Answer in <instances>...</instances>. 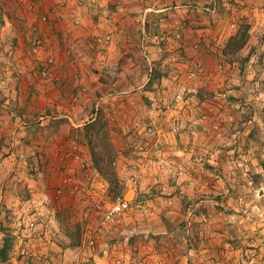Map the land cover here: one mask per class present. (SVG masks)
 Segmentation results:
<instances>
[{
    "label": "rangeland",
    "instance_id": "374dc122",
    "mask_svg": "<svg viewBox=\"0 0 264 264\" xmlns=\"http://www.w3.org/2000/svg\"><path fill=\"white\" fill-rule=\"evenodd\" d=\"M29 1L32 0H22L23 6L17 2L16 5L21 8L19 11L25 13L24 7L27 9L25 4ZM57 1L59 0H35L37 7L40 2L45 5L53 3L54 6L50 8L54 15L69 7L68 0L58 2L66 3L63 5L64 9ZM116 6L120 7V4L116 2ZM175 11L179 13L172 16V19L181 27L177 26L173 30V41L162 46H167L166 53L175 55L174 64H178L173 68L175 72H179L180 67L182 70L189 69V78H185L182 84L185 85L186 80H194L202 74L204 65L198 57L206 47L208 48L207 45L210 44L214 48L216 43L223 40L224 50L232 54L235 50L237 55L232 56L237 57L236 72L227 82L225 80L224 86L218 82L220 79L208 84L210 90L206 92L208 97L213 98L214 104L222 105L225 98H219L221 91L234 90L235 93L226 96L227 101L231 102L230 107L235 109L234 115L228 116L225 122L220 119L222 126L219 129L215 128V121H205L206 116L219 119L217 113L214 115L215 112L204 114L202 122L211 123L214 135L220 134V139L229 137L223 145L211 148L220 150L218 154L221 155L222 164L207 163L205 155H208V152H203L204 156L200 160L202 169H218L214 171L215 176L211 179L218 181V177L222 178L226 183L225 187L229 185L227 192H224L223 185L221 190L217 189L214 193L199 189L190 198L181 189L176 191L168 188L173 186L172 182L178 177L187 180L186 176L190 173L182 167L180 156L176 155L178 152L170 148L172 143L176 146L174 141L178 139L180 124L176 121L172 129H169L172 133L168 134L164 130L165 127L158 122L160 110L163 108L159 105L161 95H153L152 87L160 79L158 73L161 64L157 61L154 72L148 71L151 67L148 68L145 64V73H153V76H150L148 83L146 77L128 83V94L121 93L119 86L118 91H114L115 88L108 89L105 85L109 83L108 80L101 79L105 90L94 95L97 100L95 99L91 112L86 117V123L99 119L97 125L102 133L98 137L87 138L82 146L76 136L71 134L68 136L67 145L59 154H29L25 159L16 158L19 160L20 171L26 173V178L31 176L30 179L36 180L37 183L34 191L27 185L23 186L22 195L14 206L16 209H5V201L3 202L2 198L4 195L1 197L0 248L7 235L12 237L13 242L8 261H0V264H97V256L106 258L104 264H114L117 258L123 259L126 264H264V194L260 192L264 190V0H190L186 8ZM41 15L38 14L39 17ZM46 15L48 20L49 17L53 18L50 12ZM135 15L137 16L136 13L133 16L136 17ZM22 16L28 19L27 22L20 20V23L23 22L21 27L24 28L21 29L20 41L26 45L29 24L34 20L37 22V19L34 13L32 17ZM5 17L4 12L0 14L1 43H9L12 27L19 25L18 20L12 23L9 19L7 23L8 17L6 20ZM71 25L76 28L72 23ZM248 26L249 40L244 47L239 48L237 42L232 43L230 39ZM203 27L211 30L206 38ZM40 29L47 34L50 41L51 32L42 26ZM113 34L98 31L94 37L96 44L99 36H110L112 42ZM28 35L30 36V33ZM111 42L103 46L97 44L100 49L96 53L103 54ZM25 49H18L9 44L0 51V85L6 82L7 73L13 79H21L31 85L35 84L36 79H40H26L27 74L37 72V63L28 54L23 56ZM66 50H73L74 54L76 47L68 43ZM182 58L187 59L183 64L189 65V68L180 66L178 60ZM250 60L253 61L251 68L248 67ZM200 63L202 68L198 66ZM112 68L103 71L117 72L116 82L122 71L121 60L114 62ZM198 72L201 74L198 75ZM217 72L221 73L222 67H219ZM129 80L130 78H127V81ZM178 80L175 79L176 82ZM195 94L205 95L201 90H197ZM176 96L185 98L183 92ZM88 98L91 99V96L84 97V102ZM165 99L168 98H162L161 104ZM173 100L174 104L177 103V98ZM81 103L78 101V104ZM232 103L237 106H232ZM21 111L19 116L22 117L25 110ZM37 113L40 115L41 111ZM150 126L156 131L153 138L161 150L151 158V165L144 169V176L139 179L140 192L137 201L121 224L101 226L98 219L89 220L96 231L97 244L96 248H93L84 237V231L89 224L84 218L87 207L94 203L92 195L94 192L97 195L102 194V184H108L109 189L120 192L127 188L126 185L130 183L132 176L142 174L141 169H133L135 163H140L141 160L133 149V141L139 136H145ZM25 130H28V127L24 132ZM93 132L94 130L92 134ZM170 135L176 139H173L172 143L166 139ZM22 140L24 142V138H21ZM22 145L27 146L26 143L18 146ZM179 147L184 148L180 144ZM72 152L74 153L71 155ZM14 166L11 164V171ZM154 172L159 175L153 174ZM197 172L201 173V168ZM151 175H158L159 180L145 186V181L149 180ZM68 178L72 179L71 183L66 182ZM26 181L27 179L24 182ZM176 183L174 181L175 185ZM60 189L61 195L58 193ZM27 192L30 194L29 199H25ZM174 196L178 199H172ZM34 204L40 214L48 217V224L52 227L51 232L46 234L43 247L40 246L39 239L24 236L22 232L25 223L32 217ZM168 217H171L172 221H167ZM117 232H123L119 239L113 237ZM240 236L243 240H238ZM118 243L124 246L120 250H114L115 253L110 251L106 254L101 250L105 244L113 249ZM191 250L194 252L191 253ZM41 255L44 257L43 261L36 258Z\"/></svg>",
    "mask_w": 264,
    "mask_h": 264
},
{
    "label": "crops",
    "instance_id": "0c3cea01",
    "mask_svg": "<svg viewBox=\"0 0 264 264\" xmlns=\"http://www.w3.org/2000/svg\"><path fill=\"white\" fill-rule=\"evenodd\" d=\"M59 1H57V4L64 9L61 4L66 3H58ZM17 2L21 4L22 0L0 1V14L4 12L5 20L8 17L7 23L9 19L12 23H16V20L19 21V25L12 27L9 33V43H1L0 40V51L11 44L18 49L26 48L27 53H23V56L25 57L27 54L30 56L28 53V33H26V45L20 41L21 29H24L21 25L28 20L22 15H31L32 17V13H34L37 22L34 20L29 26L36 22L43 29L51 32L52 39L48 41V50L44 55L53 56L55 64L51 68L53 77L50 79H36L35 84L31 85L27 81L13 79L7 73L6 82L0 85V200L4 195L2 198H4V206L7 209H16L14 206L17 205L24 185L34 191L37 183L36 180L30 179L31 176L26 178V173L20 171L19 160L16 158L25 159L28 158L26 156H29V154L31 156H34V154L38 156L42 154L50 155V153L59 154L63 151V147L67 145L68 136L71 134L76 136L77 141H80L82 146H84L86 140L98 137L102 133L98 125L95 128L99 130L95 129L93 134L91 133L88 136V139L83 132L84 126L89 124L86 123V117L89 116L90 110L97 100L94 95L105 90V85L110 90L115 88L114 91H118L117 89L121 87L120 92L128 94L127 88L129 86L127 85L131 81L136 82L146 77L148 83L151 76L150 72L154 69L157 61L162 67L159 68L160 79L154 83L152 93L156 96L161 95L162 98H168L161 104L162 98L159 97L160 103H158L163 108L160 110L161 115H159L158 122L165 127L164 130L168 134L172 133L169 132V129H172V125L176 121L180 124L178 139L172 138L171 135L166 139L168 138L170 143L173 142V139L178 141V143L174 141L176 146H173L172 143L170 148H172V151L178 152L176 155L180 156L182 167L190 173L186 176L187 180L184 181V179L178 177V179H174L177 182L176 185L173 181V186L168 188L176 191L181 189L190 198L199 189L207 193H214L217 189L221 190L223 185L224 192H227L226 189H229V185L226 188V183L223 182L222 178L217 176L220 179L218 181L211 179L215 176L214 171H218V169L214 171L207 167V169H202L200 160L204 156L203 152H208V155H205L207 163L222 164L221 155L218 154L220 150L215 151L211 148L215 145H223L229 137L220 139V134L218 136L214 135L215 132L211 123L202 124V122L204 114L208 112L210 114L215 112L214 115L217 113L219 119H224V122L228 116L234 115L235 109L230 107L231 102L227 101L228 98L226 99V96L230 93L233 94L234 90H222V93L219 94V98H225L226 105L223 101L222 105L214 104L215 101L212 97H208L206 92L210 90L208 84L213 83L215 80L220 79L218 82H221L224 86L225 80L227 82L238 69V61L232 57L233 55L226 54L223 48V40L216 43L214 48L209 44L210 46L206 47L198 57V60H201L204 65L202 74L198 72L197 74H201L200 76H196V79L191 81L186 80L187 84L184 85L182 83L185 78L187 79L189 69L182 70V67H180L181 70L175 72L173 68L178 66V64H174L175 55L166 53L165 48L167 46H162L171 43L173 41L171 36L173 30L177 26L181 27L172 19V16L179 13L175 10L186 8L187 2H190V0H68L69 7L62 10L58 15L51 12L50 7L54 6L53 3H49L48 6L40 2L36 12H31L24 7L25 13H23L19 11L20 7L16 5ZM116 2L120 4V7H115ZM49 12L53 18L49 17V21L44 23L38 14L46 15ZM135 13L137 14L136 17L133 16ZM75 18L81 21L80 25L73 23ZM20 20L23 22L20 23ZM71 23L76 28H73ZM98 31L114 33L113 41L110 46L105 48L103 54L101 53L102 55L99 52L96 53L100 49L94 39ZM202 31H205V38L211 32L208 27H203ZM165 34L166 36H164ZM68 43L74 44L76 47L74 54L73 50H66ZM0 59H2L1 55ZM118 60H121L122 71L121 75L118 74V80L115 82L117 72L103 70L113 69L114 62ZM178 61L180 66L183 65L189 68V65L183 64L187 62L186 58ZM252 62V60L248 62L249 68L252 67ZM145 64L148 68L151 67L148 70L150 71L149 74L145 73ZM217 66L218 68L222 67L221 73L217 72ZM98 68L101 71H96L99 70ZM102 78H106L109 83L102 84ZM127 78H130V80L127 81ZM175 79L179 80L176 82ZM228 86L230 85L228 84ZM197 90H201V93L203 92L205 95L195 94ZM180 92L185 94V98L176 96ZM88 95L91 96V99L88 98L84 102V97L87 98ZM175 98H177V103L174 104L173 99ZM78 101L83 102L84 105L82 103L81 105L78 104ZM232 106L236 107L237 105L232 103ZM21 110H25L22 117L19 116L22 113ZM38 111H41L40 115L37 113ZM27 119L29 120L27 121ZM34 122L36 125H34ZM92 122L94 121H90V123ZM27 127L28 130L24 132ZM103 135L105 136V134ZM21 138H24V142L21 141ZM22 143H26L27 146L23 147L22 145L19 147L18 145ZM179 144L183 145L184 148L179 147ZM22 148L25 153L20 150ZM209 149L211 150L209 151ZM7 159H10V161ZM11 164L15 165L12 171L10 169ZM199 168H201V173L197 172ZM153 174L159 175L157 172ZM158 175H151L149 180L145 181V186L159 180ZM26 179L27 181L24 182ZM172 199L178 198L174 196ZM166 220L172 221L171 217ZM121 235H123V232H117L113 237L119 239ZM123 246L118 243L111 249L105 244L101 250H104L106 254L110 251L115 253L114 250H120ZM172 250H169V252L173 253L174 250ZM193 252L194 250H191V253ZM105 261L106 258L96 257L97 264H104ZM152 264L156 263L152 262Z\"/></svg>",
    "mask_w": 264,
    "mask_h": 264
},
{
    "label": "built area",
    "instance_id": "2783aa9c",
    "mask_svg": "<svg viewBox=\"0 0 264 264\" xmlns=\"http://www.w3.org/2000/svg\"><path fill=\"white\" fill-rule=\"evenodd\" d=\"M64 4H62L63 6ZM27 9L31 12H36L37 6L35 0L29 1L27 4ZM44 23L48 22V17L46 15L40 16ZM75 25H79L81 21L79 19H73ZM30 36L28 37L29 42V55L33 58L36 63L37 72H32L26 75L27 80H33L38 77L41 79H50L53 77L51 68L55 64V59L53 56H45L44 54L48 50V38L40 26L36 22L29 26ZM112 38L110 36H99L97 37V44L106 45L111 42ZM209 47V45H207ZM70 53V52H69ZM200 68L203 65L200 63L198 65ZM3 84V83H2ZM205 121H215V128H221L220 119L215 120L209 116L205 117ZM154 127L150 126L146 130L145 136H139L133 141V149L136 154L141 157L140 163H135L134 170L141 169L142 174H135L129 180L130 183L127 184V188L121 194H115L110 196L108 184L101 185V195H97L95 192L92 195L94 203L89 208L87 207V212L85 214V220L87 227L84 231L85 240L93 248H96V231L91 226L89 220L98 219L101 226L107 225H119L123 222V219L131 211L132 206L137 201V196L140 192L139 179L144 175V169L151 165V158L156 155V153L161 150L159 144L155 142L153 136L155 133ZM73 153H71L72 155ZM141 163L143 166H141ZM69 178L66 180L67 183H71ZM79 188V187H78ZM58 193L62 194V189L58 190ZM243 201V198H241ZM2 201L0 200V205ZM34 210L32 209V217L25 223V228L22 230L24 236H33L41 241L40 246L45 245L44 239H46V234L51 232L52 227L48 224L50 221L48 217H44L39 213L37 205L34 204ZM3 207V206H2ZM53 231V230H52ZM238 240H243V237H238ZM38 260L43 261V255L36 257ZM114 264H126L123 259L117 258Z\"/></svg>",
    "mask_w": 264,
    "mask_h": 264
},
{
    "label": "trees",
    "instance_id": "16d2710c",
    "mask_svg": "<svg viewBox=\"0 0 264 264\" xmlns=\"http://www.w3.org/2000/svg\"><path fill=\"white\" fill-rule=\"evenodd\" d=\"M249 26L248 27H246V29L245 30H240V32L237 34V35H235V37H232L231 39H230V41L232 42H237V44H238V46H239V48H242V47H244L246 44H247V42H248V40H249V34H248V31H249ZM232 42V43H233ZM225 51V50H224ZM236 51H238V50H236ZM226 52V51H225ZM226 54H231V55H233V56H237V55H235V50H233V54L232 53H230V52H226ZM237 58V57H236ZM153 72H154V70H152ZM160 75V73H158V76ZM151 76H153V73H151ZM153 78V77H152ZM99 114V113H98ZM98 121H99V119H96V120H94V122H92V123H89V124H87L85 127H84V135L85 136H87V138H88V136L89 135H91V133H92V131L93 130H95L96 128H95V126L97 125V123H98ZM80 142V141H79ZM93 156L95 157V153L93 152ZM124 190L125 189H122L120 192H116V191H114L112 188L111 189H109V192H110V196H113V195H115V194H121V193H123L124 192ZM22 195V193H20V196ZM30 198V194L27 192V196L25 197V199H29ZM5 209H6V207H4ZM6 240L3 242V245H2V247L0 248V261L1 262H3V263H5V262H7L8 261V258H9V253H10V250L12 249L11 247H12V243L11 242H13V240H12V237L11 236H9V235H7L6 237ZM95 264V263H94Z\"/></svg>",
    "mask_w": 264,
    "mask_h": 264
},
{
    "label": "water",
    "instance_id": "95a60500",
    "mask_svg": "<svg viewBox=\"0 0 264 264\" xmlns=\"http://www.w3.org/2000/svg\"><path fill=\"white\" fill-rule=\"evenodd\" d=\"M260 192H261V194H264V190H261Z\"/></svg>",
    "mask_w": 264,
    "mask_h": 264
}]
</instances>
